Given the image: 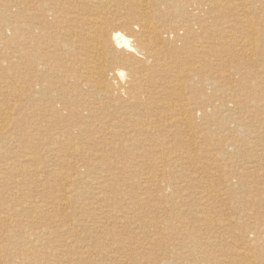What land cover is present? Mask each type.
<instances>
[{"label": "bare ground", "instance_id": "1", "mask_svg": "<svg viewBox=\"0 0 264 264\" xmlns=\"http://www.w3.org/2000/svg\"><path fill=\"white\" fill-rule=\"evenodd\" d=\"M263 35L264 0H0V264L62 257L48 248L57 229L98 235L101 222L109 247L66 237L76 246L70 264H264ZM135 152L149 163L127 162ZM137 166L148 187L163 184L151 198L170 215L129 216V207L145 212L147 197L117 192V171ZM189 168L191 180L177 181ZM185 190L204 194L195 220ZM117 199L133 203L107 216L122 230L96 213ZM243 200L247 220L218 213ZM134 225L159 231L125 237ZM169 233L177 245L156 253Z\"/></svg>", "mask_w": 264, "mask_h": 264}, {"label": "rangeland", "instance_id": "2", "mask_svg": "<svg viewBox=\"0 0 264 264\" xmlns=\"http://www.w3.org/2000/svg\"><path fill=\"white\" fill-rule=\"evenodd\" d=\"M256 21V20H255ZM257 23H259V19L257 20ZM262 38L264 39V35L262 36ZM257 68L258 69H260L259 68V66H257ZM215 124H213V126H214ZM200 146H202V144L200 145ZM22 153V152H21ZM20 153V154H21ZM137 152H135V155L133 154L132 155V157H135V158H132V159H128L129 161H127V162H131V161H135L136 160V158H138L136 161L139 163V164H148L149 163V161H150V158L151 157H148V156H144V157H136V156H138L137 154H136ZM2 156V158L0 159V164H3V161L2 160H4V158H5V156L3 155V154H1ZM149 158V159H148ZM142 159V160H141ZM148 160V161H147ZM198 160V159H197ZM48 160L46 159L45 160V162H47ZM135 161V162H136ZM203 160H200V162H198V163H200V164H198L200 167L202 166V165H204L205 163L204 162H202ZM50 162H52V161H49V162H47V163H45V164H50ZM140 162H142V163H140ZM153 164V163H152ZM218 164V163H217ZM142 167H145V166H142ZM142 167H136V168H131L130 169V171H129V173H123V171L122 170H119V171H117V173H118V176H120L122 179H123V185L122 186H119V189L117 190V192H119V193H121L123 190V192H130V193H134V194H139L140 195V193H141V195H144L143 197L145 198V196L147 197L146 199H147V201H144V203L145 204H143L144 205V207H146L145 208V212L144 213H140L139 211H134L131 207H129V206H131V204L129 203V202H131V200H129V199H126L125 201L124 200H122V199H117V201H115V200H111L110 202L108 201H106V202H104V203H101V205H102V207H101V209H97V211H96V213L98 212V211H102V212H98L97 213V216L100 218V220H103V221H106V220H108L107 222H106V225H108V227H110V226H112V228L116 225V227H114L115 229H117V230H119V229H121L122 230V223H119L118 225L116 224L117 222H115V220H113V218L112 217H107V216H110V214H112L113 212H116V210H126V207L128 208H130V210H131V212L132 213H130L129 214V216H132L133 217V219L134 220H136V219H138L139 218V221L138 222H140L142 219H143V216H145V217H149V216H164V215H170V213L172 212V210L171 209H169L168 207H165V202L164 201H162V200H157V199H154V198H151V196L153 195V197H154V195L156 194L157 195V193H158V191H160V189L162 190L163 189V184L161 185V184H157V183H159V182H156V183H154L152 186H147V181H145L144 179H145V177L146 176H148V174L147 173H142ZM160 167V166H159ZM161 168V167H160ZM74 168L72 167V169H71V171L73 170ZM190 169L191 168H189V169H185L186 170V174H188V176L186 177V178H180V174L179 173H177L176 174V177H177V181H180V180H191V174L189 175V172H190ZM152 170V169H151ZM115 173H116V170H115ZM141 173V174H140ZM192 173V172H191ZM197 173V174H196ZM145 174H147L146 176H141V175H145ZM158 174V172H157V170H156V172L153 174V175H157ZM192 174H194V175H198L199 174V177H203V176H205V177H203L204 179H207V177L209 176V173H207V172H202V170H201V168H197V169H195V171L192 173ZM202 174V175H201ZM208 174V175H207ZM141 178H140V177ZM126 177V179H124ZM133 177V178H132ZM134 178H136V179H134ZM139 179H143L142 181L141 180H139ZM126 180H128V181H126ZM131 180H132V182H131ZM137 180H139V181H137ZM4 181V180H3ZM53 180L51 179L50 180V185H52L53 186V190H54V193L53 194H57L58 195V199H60L59 201L61 202V199H62V194H61V192L59 191V189H60V187L61 186H59L60 185V183H61V181L60 182H57V181H53ZM124 181H126V182H124ZM135 181V182H134ZM135 184H137V185H134V183ZM140 183V184H142L141 186H140V184H138V183ZM197 182V181H196ZM58 183H59V185H58ZM89 183V182H88ZM87 182H85L84 181V183L83 184H81V185H85L86 186V190L88 191L90 188H89V186L91 185V183H89L88 184ZM144 183V184H143ZM189 183V182H188ZM128 184V185H127ZM190 184V183H189ZM0 187H1V189L2 190H6V188L5 187H2L3 186V182H1L0 183ZM129 185H131V186H129ZM132 185H134V187L132 186ZM154 185H155V187H154ZM55 186V187H54ZM139 186H140V188H139ZM146 186V187H145ZM143 187V188H142ZM158 187V188H157ZM57 188H58V190H57ZM89 188V189H88ZM122 188V189H121ZM185 188H189L188 186H186ZM53 190H51V191H53ZM57 190V191H56ZM131 190H133V191H131ZM153 190V191H152ZM155 190V191H154ZM157 190V191H156ZM56 191V192H55ZM137 191V192H136ZM197 191V190H196ZM127 192V193H128ZM189 192V193H188ZM190 192H191V194H190ZM196 193H198V194H196ZM196 193H194V194H192V191H188V190H185L184 191V198H186V199H188L189 200V207H188V210H187V215H186V217H187V220H190L191 218H193V220H195V217H194V213H192V212H196V211H198V209H199V205H203V203H205V198H204V194L200 191V190H198ZM150 194V195H149ZM191 196H190V195ZM188 195V196H187ZM198 195V196H197ZM258 197H264V194L263 193H258V194H256ZM60 196V197H59ZM85 195H83L82 196V198H80L79 199V197H77L76 198V200H78L79 199V201L80 202H87V201H89L88 199H84L83 197H84ZM187 196V197H186ZM191 198H190V197ZM9 197H11V198H9ZM8 197V199H10V201H9V203L10 202H12V201H14L15 199H14V197L13 196H9ZM18 199L19 200H25V199H22V198H25V197H23V195L22 194H19L18 196ZM45 197V196H44ZM203 197V198H202ZM226 197V196H225ZM28 198H30V197H28ZM46 199H49L50 197H45ZM17 199V198H16ZM51 199V198H50ZM145 199V200H146ZM12 200V201H11ZM52 200V199H51ZM91 200V199H90ZM148 200H149V202H148ZM157 200V201H156ZM119 201V202H118ZM151 201V202H150ZM155 201V202H154ZM228 201V200H227ZM117 202V203H116ZM108 203H110V206H109V204ZM112 203H113V205H112ZM132 203V202H131ZM148 203V204H147ZM150 203V204H149ZM197 203V204H196ZM247 202H245L244 200L243 201H239V202H237L235 205V207H232V208H229L228 210L226 209V210H223V211H218V213L219 214H222V218H227V217H229V214H232V216L233 215H236V216H240L239 217V219H242L243 218V220H247V216L245 217V216H242L241 214H240V212H239V210H241L240 208H245V207H247L248 206V203L246 204ZM60 204V203H59ZM104 204H106L105 206H104ZM133 204V203H132ZM154 205H159L160 207H153ZM192 207H191V206ZM240 205V206H239ZM242 205V206H241ZM247 205V206H246ZM103 206H104V208H106V209H104L103 208ZM122 209H121V208ZM152 207V208H151ZM111 208V209H110ZM113 208V209H112ZM155 208V209H154ZM162 208V209H161ZM193 208V209H192ZM116 209V210H115ZM197 209V210H196ZM168 210V211H167ZM108 211H110V212H108ZM147 211V212H146ZM105 212V213H104ZM133 212H135V213H133ZM153 212V213H152ZM189 212V213H188ZM28 212H26V210L25 211H23V213H19V214H17L16 215V219H21V217H23L22 215H26ZM162 215H161V214ZM191 213H192V215H191ZM22 214V215H21ZM50 214H51V212H50ZM139 214V215H138ZM53 215V216H52ZM51 216H50V218H51V221H49V222H52V220L54 221L55 219H57L58 217H59V214H58V212H55L54 214H52ZM79 215V216H78ZM105 216V217H102V216ZM193 216V217H192ZM57 217V218H56ZM73 217H75V219H73ZM83 217H84V215H82V213H79V214H77V216H74V214L73 215H70L69 216V221L71 222V220L73 219V220H82L83 219ZM138 217V218H137ZM142 217V218H141ZM234 217V216H233ZM242 217V218H241ZM55 218V219H54ZM102 218V219H101ZM245 218V219H244ZM71 219V220H70ZM111 221H110V220ZM113 222V223H112ZM110 223V224H109ZM115 223V224H114ZM101 224V226L99 227L98 226V229H97V231L99 232L98 233V235H96L97 234V232H93V230H91L89 227H87V228H76L74 231H75V233H74V231H71V230H69V227L70 226H68V229H64V230H62V227H60V229H57L58 230V233H59V235H60V237H58V240L55 242V244H53V246H55V247H53L52 245V247L51 246H49L48 248H49V250L50 249H52V248H58L57 250L58 251H60V249H62V250H65V251H63L64 252V256L62 255V257H59V258H54V257H52L51 255L50 256H48V254H47V258L46 259H43L42 261H40V262H30L29 264H70L72 261L71 260H76V258H74L76 255L74 254L75 252V250H74V247L76 248V246H72V247H67V245L65 244V242H66V237H68V240H72V239H75L74 237H76L75 236V234L77 235V233L78 234H80L81 236H82V238H83V240H86V239H88L89 240V237H93V236H95L96 238H98L99 237V240L101 241L100 242V247L101 248H106V247H109L108 245H110V243L108 244V242H110V233L108 232V229H107V226H103L102 225V222L100 223ZM72 225V224H71ZM121 225V226H120ZM121 227V228H120ZM147 227V228H146ZM145 228H142V231H141V228H138V230H136L137 229V227H136V225H134V226H131V230L130 231H132V232H128V234L126 233L124 236L126 237V235H127V237H129L128 235H135L137 232H138V236H139V240L141 239V241H143L142 239L144 238L143 236H147L148 234H150L151 232L153 233H156L157 231H159V229H157L156 230V227H151V228H149L150 226H146ZM102 228H104V229H102ZM119 228V229H118ZM132 228H134V230H132ZM71 229V228H70ZM144 229V230H143ZM146 229H148V230H146ZM76 230H77V232H76ZM107 232H106V231ZM140 230V231H139ZM150 230V231H149ZM155 230V231H154ZM219 230V231H218ZM69 231H71V233L69 232ZM64 232V233H63ZM133 232H135V234H133ZM160 232H161V230H160ZM212 232L214 233V234H222V235H224V243L227 241V243H229V244H231V245H233V242H229L230 241V239H231V237L229 236V234H227L225 231H222V229H212ZM223 232V233H222ZM95 233V234H94ZM143 233H145V234H142ZM148 233V234H147ZM151 233V234H152ZM153 233V234H154ZM18 234H22L21 232L20 233H18ZM66 234V235H65ZM73 234V235H72ZM92 234H94V235H92ZM140 234V235H139ZM65 235V236H64ZM71 235V236H70ZM161 235V234H160ZM169 236V240H170V242H169V244H165V245H163L161 248H157V250H156V253H158L159 251H164L165 249H167V248H171L172 250H173V247H174V245L176 244L177 245V243H178V240L177 239H175L176 237H177V235L176 234H172L171 235V233H169L168 234ZM98 236V237H97ZM110 236V237H109ZM123 236V237H124ZM162 236V238L163 237H165L166 235H161ZM63 237V238H62ZM60 238V239H59ZM86 238V239H85ZM90 238V239H91ZM104 238V239H103ZM109 238V239H108ZM226 238V239H225ZM230 238V239H229ZM108 239V240H107ZM165 239H167V238H165ZM107 240V241H106ZM168 240V239H167ZM64 241V242H63ZM75 241V240H74ZM87 241V240H86ZM111 241H113V240H111ZM173 241V242H172ZM59 242H61V243H59ZM82 241L80 240L79 242L77 241V243H81ZM89 242H91L92 243V240H90ZM70 243H73V244H75L76 243V241L75 242H69L68 241V244H70ZM103 243V244H102ZM172 243H174V245H172ZM63 244V245H62ZM96 241H95V243H93V245L94 246H91L90 245V248H88L87 249V254L89 255V256H92L93 258H95V257H97V255H96V252H97V250H98V248H95V246H97L98 244H96ZM116 244V243H115ZM66 245V246H65ZM71 245V244H70ZM144 245H145V242H144ZM105 246V247H104ZM93 247V248H92ZM70 248V250H71V252H68L67 250ZM80 248V247H79ZM148 248H150L149 246H146V249H148ZM91 249V250H90ZM121 250V249H120ZM120 250H116V252H115V255L116 254H118V252H119V254L118 255H121V256H123V254H121V251ZM164 256V255H163ZM50 257L52 258V259H50ZM111 256H106V261H109L110 263H111V261L112 260H109V259H111L110 258ZM14 258H17V256L16 257H14ZM53 260V261H52ZM54 260L56 261V262H54ZM94 260V259H93ZM49 261V262H48ZM62 262V263H61ZM65 262V263H64ZM76 264H91V262H89L88 261V259H85V261L84 262H80L79 263V261H77V262H75ZM18 264H22V263H20L19 262V260H18ZM93 264V263H92ZM132 264V263H131ZM143 264H149V263H147V262H145V263H143Z\"/></svg>", "mask_w": 264, "mask_h": 264}]
</instances>
